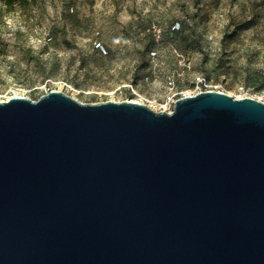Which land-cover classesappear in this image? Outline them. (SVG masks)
<instances>
[{
    "label": "water",
    "instance_id": "water-1",
    "mask_svg": "<svg viewBox=\"0 0 264 264\" xmlns=\"http://www.w3.org/2000/svg\"><path fill=\"white\" fill-rule=\"evenodd\" d=\"M0 264H264V102H0Z\"/></svg>",
    "mask_w": 264,
    "mask_h": 264
},
{
    "label": "rangeland",
    "instance_id": "rangeland-1",
    "mask_svg": "<svg viewBox=\"0 0 264 264\" xmlns=\"http://www.w3.org/2000/svg\"><path fill=\"white\" fill-rule=\"evenodd\" d=\"M263 70L264 0H30L12 11L0 0V102L55 90L164 111L202 74L258 100Z\"/></svg>",
    "mask_w": 264,
    "mask_h": 264
},
{
    "label": "built area",
    "instance_id": "built-area-1",
    "mask_svg": "<svg viewBox=\"0 0 264 264\" xmlns=\"http://www.w3.org/2000/svg\"><path fill=\"white\" fill-rule=\"evenodd\" d=\"M177 27H178V25L175 28H177ZM154 30H155V28H154ZM155 32H159V30H155ZM156 37L159 38L160 36L157 35ZM49 40H51V38ZM223 51H224V49L222 47H218L217 50H216V52H219V53H222ZM262 74L264 75V70L262 71ZM172 85H173V83H172ZM204 91H218V92H223V93L227 94L221 88L220 84L215 83L214 80L210 79L209 76H207L205 74H202V75L196 77V79L194 81V89H193V91H191L189 93H186V94L185 93L184 94L180 93L178 97H174L175 96L174 95V96L168 98V100L165 101L164 104H163L165 106L164 111L171 112L172 109H173L174 102L178 98L185 97V96H193V95H196V94H198L200 92H204ZM49 92L50 91H46L45 94H48ZM241 98H245V97H241ZM258 100L261 101V102H264V92L261 94V97L258 98Z\"/></svg>",
    "mask_w": 264,
    "mask_h": 264
},
{
    "label": "trees",
    "instance_id": "trees-1",
    "mask_svg": "<svg viewBox=\"0 0 264 264\" xmlns=\"http://www.w3.org/2000/svg\"><path fill=\"white\" fill-rule=\"evenodd\" d=\"M3 4L5 6V9L8 11H12L14 10L15 7L19 8V9H27L29 7L30 4V0H2ZM178 25L177 28H175ZM176 26L172 25L170 33H177L181 27V23L180 22H176ZM150 29V34H152V29ZM100 46V44H99Z\"/></svg>",
    "mask_w": 264,
    "mask_h": 264
},
{
    "label": "bare ground",
    "instance_id": "bare-ground-1",
    "mask_svg": "<svg viewBox=\"0 0 264 264\" xmlns=\"http://www.w3.org/2000/svg\"><path fill=\"white\" fill-rule=\"evenodd\" d=\"M153 110H155V109H153ZM156 111V110H155Z\"/></svg>",
    "mask_w": 264,
    "mask_h": 264
}]
</instances>
